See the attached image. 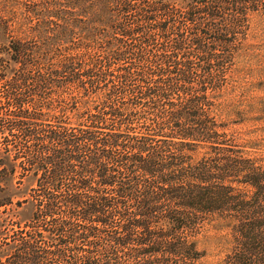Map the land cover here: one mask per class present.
Instances as JSON below:
<instances>
[{
	"label": "trees",
	"instance_id": "trees-1",
	"mask_svg": "<svg viewBox=\"0 0 264 264\" xmlns=\"http://www.w3.org/2000/svg\"><path fill=\"white\" fill-rule=\"evenodd\" d=\"M259 1H21L28 37L0 55L15 115L0 177L34 185L26 218L0 201V264H195L214 218L233 234L220 264H264V168L214 117ZM50 89L46 123L29 107Z\"/></svg>",
	"mask_w": 264,
	"mask_h": 264
},
{
	"label": "rangeland",
	"instance_id": "rangeland-1",
	"mask_svg": "<svg viewBox=\"0 0 264 264\" xmlns=\"http://www.w3.org/2000/svg\"><path fill=\"white\" fill-rule=\"evenodd\" d=\"M21 1L29 3L33 0H0V21L3 26L0 32V55L5 57L8 55L6 45L9 41L18 37L21 39L28 37L24 25L17 22L15 13ZM258 5L259 9L264 10V0H260ZM259 12L260 10L250 12L245 17L243 28L247 38L245 43L239 44V47L244 49L228 59V66L224 69L225 81L217 96L218 106L214 117L223 124L222 129L231 137L230 142L245 155L256 157V163L264 168V20H260ZM13 63L10 60L11 66ZM1 81L0 99L6 85ZM69 90L71 87L66 89ZM47 107L55 110L61 107L54 100L52 89L46 93V97L35 99L29 108L39 109L37 111L44 113ZM9 109L5 105L1 106L0 118L14 117ZM43 113L41 119L46 123L50 122L48 119H53L46 114L47 112ZM73 117L70 116L69 119ZM134 129L139 130L140 127L135 126ZM2 155L0 152V167L7 165ZM33 185L34 176L31 173L23 175L19 182L16 172L13 176L7 174L0 177V201L10 199L5 207L15 213V219H23L30 214L32 209L30 189ZM240 188L245 192L250 191L248 186ZM22 199L26 200L20 205L15 204L16 200ZM3 206L0 205V209ZM194 238L198 248L203 250V254L195 264H220L221 261H229L233 234L230 227L222 220L214 218L204 221Z\"/></svg>",
	"mask_w": 264,
	"mask_h": 264
}]
</instances>
